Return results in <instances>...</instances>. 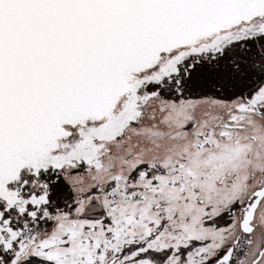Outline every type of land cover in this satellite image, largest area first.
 <instances>
[{
  "label": "snow or ice",
  "instance_id": "6c2138e0",
  "mask_svg": "<svg viewBox=\"0 0 264 264\" xmlns=\"http://www.w3.org/2000/svg\"><path fill=\"white\" fill-rule=\"evenodd\" d=\"M0 264H264V0H0Z\"/></svg>",
  "mask_w": 264,
  "mask_h": 264
}]
</instances>
